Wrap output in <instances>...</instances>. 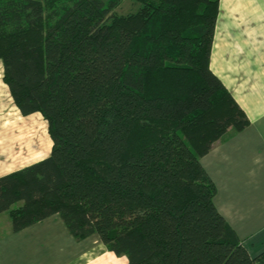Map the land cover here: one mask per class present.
I'll list each match as a JSON object with an SVG mask.
<instances>
[{"label": "trees", "instance_id": "1", "mask_svg": "<svg viewBox=\"0 0 264 264\" xmlns=\"http://www.w3.org/2000/svg\"><path fill=\"white\" fill-rule=\"evenodd\" d=\"M0 0L3 81L48 156L0 176L18 231L58 214L125 264H264L201 163L245 110L210 67L220 0Z\"/></svg>", "mask_w": 264, "mask_h": 264}, {"label": "crops", "instance_id": "2", "mask_svg": "<svg viewBox=\"0 0 264 264\" xmlns=\"http://www.w3.org/2000/svg\"><path fill=\"white\" fill-rule=\"evenodd\" d=\"M233 42L248 62L244 87L231 91L249 124L227 131L201 163L216 184L214 203L252 256L264 250V0H220L214 35ZM52 141L40 113L22 115L3 81L0 60V176L49 155ZM97 234L75 240L58 214L18 231L0 213V264H125Z\"/></svg>", "mask_w": 264, "mask_h": 264}, {"label": "rangeland", "instance_id": "3", "mask_svg": "<svg viewBox=\"0 0 264 264\" xmlns=\"http://www.w3.org/2000/svg\"><path fill=\"white\" fill-rule=\"evenodd\" d=\"M137 8V2L133 0H122L116 11L119 14H127L135 11ZM237 52V47L233 42L227 43L225 41H219L217 34L213 36L210 58L211 67L222 77L232 92H236V90L237 92L240 91L246 84L245 82H247V79L250 78V75L245 74L243 71L244 66H246L248 62H243V59L237 56ZM262 63L264 64V58ZM229 131L234 132L235 130L231 128ZM222 137L219 138V140L223 139ZM219 140H217L215 144H217Z\"/></svg>", "mask_w": 264, "mask_h": 264}]
</instances>
